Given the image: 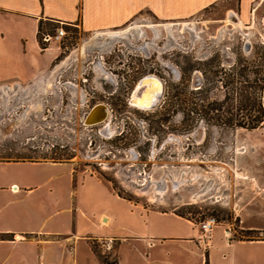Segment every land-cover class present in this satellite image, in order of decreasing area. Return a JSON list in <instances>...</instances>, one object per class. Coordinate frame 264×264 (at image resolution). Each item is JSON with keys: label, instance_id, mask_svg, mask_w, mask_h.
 <instances>
[{"label": "rangeland", "instance_id": "obj_1", "mask_svg": "<svg viewBox=\"0 0 264 264\" xmlns=\"http://www.w3.org/2000/svg\"><path fill=\"white\" fill-rule=\"evenodd\" d=\"M233 4L223 1L174 20L143 11L124 27L110 29H127L122 36H109L108 30H71L58 44L53 70L20 88L0 87V159L58 157L72 162L76 171L101 176L133 203L173 211L198 228L213 216L235 239L259 236L248 226L251 206L264 203V125L251 130L226 127L196 115L188 129L169 105L161 123L165 83H175L181 68L197 89L204 69L227 68L240 55L262 51L264 29L257 23L238 24L236 13L227 9ZM148 74L163 81L164 92L155 107L140 109L129 99ZM207 85L210 99L222 98L219 77ZM97 103L107 106V118L84 125ZM105 202L93 206L82 197V208L97 215L109 206L107 212L125 217L128 205L110 198ZM124 222L120 216L112 223L118 227L115 234L125 233L120 227ZM84 233L94 234V229ZM104 244L93 240L92 248L112 263L116 243L109 250Z\"/></svg>", "mask_w": 264, "mask_h": 264}, {"label": "crops", "instance_id": "obj_2", "mask_svg": "<svg viewBox=\"0 0 264 264\" xmlns=\"http://www.w3.org/2000/svg\"><path fill=\"white\" fill-rule=\"evenodd\" d=\"M223 1L229 0H0V85L29 83L51 67L59 51L54 44L40 48V19L79 22L93 32L124 27L143 11L161 20L185 19ZM227 9L242 24L264 29V0H234ZM82 197L101 207L115 199L129 209L125 217L107 212L109 206L89 215ZM263 206L250 211L248 228L259 236L235 239L216 225L203 239L191 219L133 203L72 162L0 159V264H104L93 240L108 250L115 241V264H264ZM120 216L125 233L115 234L112 223Z\"/></svg>", "mask_w": 264, "mask_h": 264}, {"label": "trees", "instance_id": "obj_3", "mask_svg": "<svg viewBox=\"0 0 264 264\" xmlns=\"http://www.w3.org/2000/svg\"><path fill=\"white\" fill-rule=\"evenodd\" d=\"M55 24L52 21L40 19L38 23V40L40 34L48 29L52 30ZM262 51H253L249 55H240L238 60L227 68L203 70V81L197 89L191 88L190 77L185 75L181 68L179 79L171 86L165 83V93L161 107H165L161 123L167 119L169 110L165 105L171 106V111L181 116L180 123L191 129L197 121L196 115L209 124L226 127H240L256 129L264 125V46ZM198 69V67H193ZM189 68L186 67L185 70ZM209 72L210 75H208ZM219 77L224 88L222 98L209 96L210 84ZM171 87V89H170ZM190 88V89H189ZM169 116V115H168ZM58 160V157H52ZM18 160V159H13ZM28 160H34L28 158ZM120 195V193H118ZM104 264H115L102 259ZM207 264V261H206Z\"/></svg>", "mask_w": 264, "mask_h": 264}, {"label": "bare ground", "instance_id": "obj_4", "mask_svg": "<svg viewBox=\"0 0 264 264\" xmlns=\"http://www.w3.org/2000/svg\"><path fill=\"white\" fill-rule=\"evenodd\" d=\"M235 23H237V22H235ZM238 24H242V23L239 21ZM105 31H104V33H105ZM126 31H127V29L110 30V31L108 30L106 32V34H108L109 36H122L126 33ZM101 33H102V31L97 32V34H101ZM58 70H57V72H58ZM55 77H56V74H55ZM162 82L163 81H161L159 79V77H157L154 74H148V75L143 76L139 80L136 89L133 91V93L131 95L130 103L132 104V106L138 107L140 109H150V107L153 106L158 101V98L160 97V95L162 93V89H163V83ZM11 86H15V85H11ZM1 87L3 89L5 86L4 87L1 86ZM17 87L20 88L22 86L20 84H18ZM140 87H142V89H141L140 93L138 94L137 91ZM9 88H10V86H9ZM9 88H7V89H9ZM95 105H98V103ZM95 105H93V107ZM107 116H108V111H107L106 107H105V109L97 108L91 113V115L89 117V121L97 120V121L92 122L93 124H97V123L103 122L107 118Z\"/></svg>", "mask_w": 264, "mask_h": 264}, {"label": "built area", "instance_id": "obj_5", "mask_svg": "<svg viewBox=\"0 0 264 264\" xmlns=\"http://www.w3.org/2000/svg\"><path fill=\"white\" fill-rule=\"evenodd\" d=\"M50 21H52L55 24L54 28L52 30H48V29L44 30L39 36V45H40V48L42 50H45L51 44H54V45L57 46L58 51H59L60 50V46L58 44H60L62 42V40L66 39L68 37L70 31L73 30V29H81L79 22L71 23V22H68V21H65V20H62V19H53V20H50ZM261 42H264L263 41V37L261 38ZM58 54H59V52H58ZM58 54H57L56 58L58 57ZM60 62H61V60H60ZM56 64H58V63H56ZM55 65L53 66V68L55 67ZM52 69L49 68L46 72L42 73L41 75L48 74ZM61 69H59L58 72ZM58 72L56 73V75L58 74ZM41 75H39L38 77H40ZM38 77H36L34 80H36ZM55 79H56V77H55ZM31 82H33V81H31ZM31 82H29V83H31ZM18 84L19 83H5V84L0 85V87L1 86H5V87L9 88V86H11V85L18 86ZM21 86H23V85H21ZM83 124H84V119H83ZM84 125L92 126V125H95V124H90V125L84 124ZM216 225H218V221L213 216L208 217L205 220L201 221L199 223V230H200V233H201V237L203 239H208L209 234L211 233V231L213 230V228Z\"/></svg>", "mask_w": 264, "mask_h": 264}, {"label": "water", "instance_id": "obj_6", "mask_svg": "<svg viewBox=\"0 0 264 264\" xmlns=\"http://www.w3.org/2000/svg\"><path fill=\"white\" fill-rule=\"evenodd\" d=\"M163 92H164V84H163L162 93H161L160 97L158 98V101H157L153 106H151L150 108H153V107H155L157 104H159V102H160V100H161V97H162V95H163ZM129 101H130V99H129ZM105 107L107 108V106H106L105 104H103V103H98V105H95V106L89 111V113L85 116V118H84V124H88V125H90V124H93L92 122L97 121V120L89 121V117H90L91 113H92L95 109H97V108L105 109ZM107 111H108V108H107Z\"/></svg>", "mask_w": 264, "mask_h": 264}, {"label": "flooded vegetation", "instance_id": "obj_7", "mask_svg": "<svg viewBox=\"0 0 264 264\" xmlns=\"http://www.w3.org/2000/svg\"><path fill=\"white\" fill-rule=\"evenodd\" d=\"M159 79H160V78H159ZM138 82H139V81H138ZM140 91H141V90H140ZM139 93H140V92H139ZM139 93H138V94H139ZM129 102H130V101H129ZM130 104H131V103H130ZM131 105H132V104H131ZM134 107H135V106H134ZM137 108H138V107H137Z\"/></svg>", "mask_w": 264, "mask_h": 264}]
</instances>
